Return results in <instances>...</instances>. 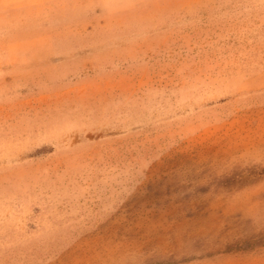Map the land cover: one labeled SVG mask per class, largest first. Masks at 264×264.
<instances>
[{
  "label": "rangeland",
  "instance_id": "374dc122",
  "mask_svg": "<svg viewBox=\"0 0 264 264\" xmlns=\"http://www.w3.org/2000/svg\"><path fill=\"white\" fill-rule=\"evenodd\" d=\"M0 264H264V0H0Z\"/></svg>",
  "mask_w": 264,
  "mask_h": 264
}]
</instances>
